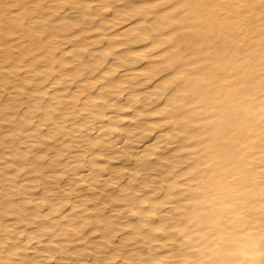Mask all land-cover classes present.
I'll return each mask as SVG.
<instances>
[{"label":"clouds","instance_id":"9594fccd","mask_svg":"<svg viewBox=\"0 0 264 264\" xmlns=\"http://www.w3.org/2000/svg\"><path fill=\"white\" fill-rule=\"evenodd\" d=\"M0 264H264V0H0Z\"/></svg>","mask_w":264,"mask_h":264}]
</instances>
